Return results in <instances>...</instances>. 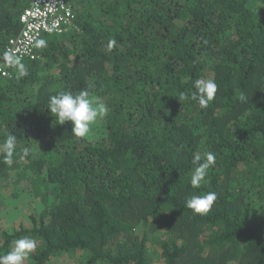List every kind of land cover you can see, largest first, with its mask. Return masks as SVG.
I'll return each mask as SVG.
<instances>
[{
    "label": "trees",
    "instance_id": "1",
    "mask_svg": "<svg viewBox=\"0 0 264 264\" xmlns=\"http://www.w3.org/2000/svg\"><path fill=\"white\" fill-rule=\"evenodd\" d=\"M71 3L70 27L20 57L27 75H0V182L18 168L44 206L1 232L0 256L27 236L28 264H264V0ZM27 5L0 0V64ZM197 79L218 85L206 108L191 99ZM82 90L108 113L77 137L47 106ZM209 152L193 189L194 157ZM207 192L211 210L193 213L187 199Z\"/></svg>",
    "mask_w": 264,
    "mask_h": 264
},
{
    "label": "clouds",
    "instance_id": "2",
    "mask_svg": "<svg viewBox=\"0 0 264 264\" xmlns=\"http://www.w3.org/2000/svg\"><path fill=\"white\" fill-rule=\"evenodd\" d=\"M36 47L46 46L43 39L36 41ZM10 66L19 68V75H27V69L21 63L18 56H8ZM195 92L191 95L192 100H198L202 108H206L210 101L215 97L218 85L213 79H197L194 82ZM181 100L189 99L187 94H181ZM240 101H245L246 97L241 94ZM47 109L55 118L58 124L63 125L70 122L71 132L77 137H85L91 131V126L98 120L105 117L108 113L107 106L99 97H91L89 92L82 90L79 93L71 91H60L49 97ZM17 147V137L8 134L2 145V151L6 154L8 163L12 162V156ZM27 155L28 149H23ZM193 163L196 165L191 175L190 184L193 189L199 188L204 181L208 170L215 164V155L211 152L206 154V158L201 162L200 156H195ZM217 194L207 192L202 195L192 194L186 201V206L195 214H207L215 201ZM36 248V241L31 237H22L15 241L7 254L0 256V264H23L26 257Z\"/></svg>",
    "mask_w": 264,
    "mask_h": 264
},
{
    "label": "built area",
    "instance_id": "3",
    "mask_svg": "<svg viewBox=\"0 0 264 264\" xmlns=\"http://www.w3.org/2000/svg\"><path fill=\"white\" fill-rule=\"evenodd\" d=\"M28 5L21 13L18 34L10 37L7 57L0 64V75H9L8 56H33L36 41L45 33H62L72 22V0H25Z\"/></svg>",
    "mask_w": 264,
    "mask_h": 264
},
{
    "label": "rangeland",
    "instance_id": "4",
    "mask_svg": "<svg viewBox=\"0 0 264 264\" xmlns=\"http://www.w3.org/2000/svg\"><path fill=\"white\" fill-rule=\"evenodd\" d=\"M101 119H98L91 126V131L88 135H95L100 130ZM17 169H10V178L0 182V194H2V199H0V239L3 230L11 228L19 229L21 225L25 227L31 226L30 216L39 214L42 208H44V206L40 207V196L36 193V190H33L35 185L30 182L29 178H25L22 174H19L20 172ZM20 178L23 179L21 180ZM45 187L43 186V190L48 189H45ZM56 261L60 263L64 262L65 264H73L74 262L70 254L57 258L53 257L52 263ZM23 264H28L27 258Z\"/></svg>",
    "mask_w": 264,
    "mask_h": 264
}]
</instances>
